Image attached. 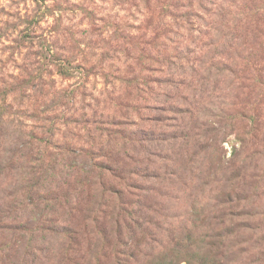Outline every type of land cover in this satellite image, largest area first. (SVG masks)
<instances>
[{"label":"rangeland","instance_id":"374dc122","mask_svg":"<svg viewBox=\"0 0 264 264\" xmlns=\"http://www.w3.org/2000/svg\"><path fill=\"white\" fill-rule=\"evenodd\" d=\"M0 264H264V0H0Z\"/></svg>","mask_w":264,"mask_h":264}]
</instances>
